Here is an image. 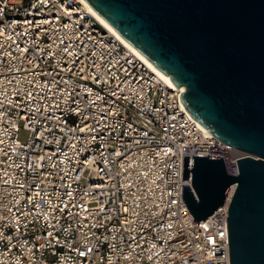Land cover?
Instances as JSON below:
<instances>
[{
	"label": "built area",
	"instance_id": "built-area-1",
	"mask_svg": "<svg viewBox=\"0 0 264 264\" xmlns=\"http://www.w3.org/2000/svg\"><path fill=\"white\" fill-rule=\"evenodd\" d=\"M184 91L77 0H0V264H229L227 199L192 221L182 156L248 155Z\"/></svg>",
	"mask_w": 264,
	"mask_h": 264
},
{
	"label": "water",
	"instance_id": "water-1",
	"mask_svg": "<svg viewBox=\"0 0 264 264\" xmlns=\"http://www.w3.org/2000/svg\"><path fill=\"white\" fill-rule=\"evenodd\" d=\"M175 88L190 117L246 153L182 156L181 200L194 222L227 199L229 264H264V0H82Z\"/></svg>",
	"mask_w": 264,
	"mask_h": 264
},
{
	"label": "bare ground",
	"instance_id": "bare-ground-1",
	"mask_svg": "<svg viewBox=\"0 0 264 264\" xmlns=\"http://www.w3.org/2000/svg\"><path fill=\"white\" fill-rule=\"evenodd\" d=\"M85 9L86 11L90 12L92 15H94L101 23L102 25L108 30L110 31L113 35H115V37L126 47H128L133 53H135L137 56H139L149 67L150 70L154 71L155 73H157L161 79L166 83V85H168L169 87L173 86L170 84L169 80L167 77H165L164 75H162L161 73H159L158 71H156L155 69H153L144 59L143 57H141L138 53H136L135 51H133L131 49V47L129 45H127L113 30H111L82 0H77ZM183 90V87H180V91ZM206 132V131H204ZM207 134H209L208 132H206ZM234 190V186L231 187L230 191L228 192V197H227V201L229 200V198L231 197V194L233 193Z\"/></svg>",
	"mask_w": 264,
	"mask_h": 264
},
{
	"label": "rangeland",
	"instance_id": "rangeland-1",
	"mask_svg": "<svg viewBox=\"0 0 264 264\" xmlns=\"http://www.w3.org/2000/svg\"><path fill=\"white\" fill-rule=\"evenodd\" d=\"M27 137L28 133L26 131L20 130L17 138L19 141L24 142L26 141Z\"/></svg>",
	"mask_w": 264,
	"mask_h": 264
}]
</instances>
